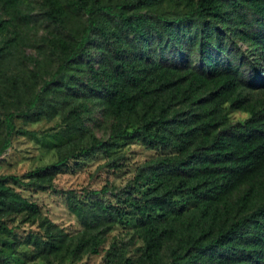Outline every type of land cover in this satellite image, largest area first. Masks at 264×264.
I'll return each mask as SVG.
<instances>
[{"label": "trees", "instance_id": "16d2710c", "mask_svg": "<svg viewBox=\"0 0 264 264\" xmlns=\"http://www.w3.org/2000/svg\"><path fill=\"white\" fill-rule=\"evenodd\" d=\"M43 1L40 18L53 27L37 43L45 56L23 55L37 68L34 77L48 76L37 86L38 78L21 82L7 72L20 42L12 19L28 22L29 2L0 0L11 13L0 18V154L15 117L60 112L65 136H88L76 155L108 152L132 138L163 152L117 191L57 190L53 177L70 168L72 154L22 175L0 174V214L40 212L9 183L52 189L66 194L83 226L75 256L97 253L105 233L128 215L141 244L124 264H264V0ZM89 103L118 119L109 138L85 126ZM229 110L248 116L230 120ZM42 226L47 236L29 234L26 242L58 251L64 233L50 220ZM104 256L111 260L109 250Z\"/></svg>", "mask_w": 264, "mask_h": 264}, {"label": "rangeland", "instance_id": "374dc122", "mask_svg": "<svg viewBox=\"0 0 264 264\" xmlns=\"http://www.w3.org/2000/svg\"><path fill=\"white\" fill-rule=\"evenodd\" d=\"M26 10L32 15L28 22L13 17L11 29H15L20 39L15 53L7 61L8 74L16 73V78L22 81H33L38 78L42 83L41 73L34 77L36 70L33 64L23 59V55L32 54L38 58L45 56V48L37 43L42 36L53 31L49 21L40 18L45 8L43 0H28ZM11 16L10 11L0 3V18ZM251 18V16H250ZM247 48V42L238 41ZM92 52V49H90ZM1 104V103H0ZM91 111L83 115L87 129L100 139H107L114 131L118 119L106 115L101 106L89 103ZM5 111V105L0 108ZM3 115V114H1ZM66 112H60L51 118L42 116L35 121L15 117V129L10 135L8 147L0 154V174L22 175L40 165L57 160L64 155H70V168L57 173L53 184L57 190H73L81 195L89 189H100L107 185L111 190H120L134 175L136 168L150 158L163 151L159 148H149L137 139H121L118 145L108 152L98 151L93 155H76L77 150L88 144V136H77L73 133L65 136L61 128L66 123ZM230 120H241L248 116L241 110H229ZM27 130L26 133H22ZM5 133L0 127V136ZM74 156V157H73ZM112 160H115L112 162ZM115 164V165H113ZM12 188L31 201L38 204L39 213L15 211L0 214V223L6 229L0 230V264H124L127 258L135 259L137 247L141 240L134 233L133 218L127 215L128 221L114 223L105 233L97 253L88 250L73 255L72 247L81 235L83 226L72 213L66 202V194L52 189H39L28 185H14ZM106 199L114 200L110 193ZM45 220L55 223L54 231L63 232L64 243L56 252H41L26 242L27 235H37L45 238L47 235L42 226ZM110 251L108 260L105 251Z\"/></svg>", "mask_w": 264, "mask_h": 264}]
</instances>
